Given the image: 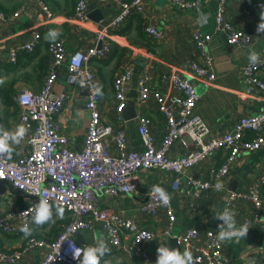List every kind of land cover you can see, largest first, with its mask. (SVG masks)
I'll return each instance as SVG.
<instances>
[{
    "label": "built area",
    "instance_id": "obj_1",
    "mask_svg": "<svg viewBox=\"0 0 264 264\" xmlns=\"http://www.w3.org/2000/svg\"><path fill=\"white\" fill-rule=\"evenodd\" d=\"M37 1L47 18H52L53 14L45 0ZM168 1L193 9L199 8L203 0ZM219 1V8L215 13L216 28L227 32L228 41L232 45L251 44L255 40V33L237 29L228 19L227 0ZM91 3L118 8L112 17L102 20L95 31L100 46H90L84 51L69 55L65 39L60 38L49 43L50 58L41 88L23 89L16 96L20 105V124L27 128L20 153L17 156L11 155V158L7 154H0V179L7 180L14 188L34 197L30 206L23 209L12 208L7 214L0 215V230L17 235L24 223H28L31 228L35 226L32 217L40 197L33 192L37 190L46 193L49 203L53 205V213L56 206H61L70 212L71 218L52 240L29 236L21 248L12 252L5 251L0 240V264H16L23 260L26 254L41 247L46 248V252L40 264H78L73 258L71 247L82 250L85 246L77 240V235L93 228L98 222L102 224L116 249L133 254L139 260L138 264H155L154 257L146 245L150 241L149 237H156L155 232L136 220L101 208L99 196L106 192L130 193L137 190L142 171H171L177 175L165 190L171 196L181 188L183 178L186 177V182L193 191L185 194V200L189 207L195 210L198 204L189 201L190 196L199 198L210 190L224 191L226 178L235 159L243 152L257 151L264 146V110L243 115L234 123L232 130L214 135L206 120L197 113L201 94L196 85L179 72H171L164 74L163 80L178 91V94L173 96H165L162 91L152 87L149 76L140 79L139 100L155 101L157 109L166 118L165 133L157 142L150 119L145 114L139 115V133L144 148L141 151L130 149L121 114L116 116L118 124L107 122L103 117L101 95L95 92L99 87L97 74L91 63L94 58H107L113 53L115 45L112 34L134 14H143L148 0H75L74 22L84 25L91 21L88 15V6ZM253 6L264 10V1L245 0L244 13L249 14ZM19 14L20 10L12 14L0 11V22L13 21ZM147 31L154 39L164 36V32L154 26H149ZM40 38L41 33L35 30L29 42L12 47L9 52L11 61L16 62L20 52H34ZM193 40L202 58L194 60L191 64L194 75L206 87L211 86L217 78L209 53L212 35L196 31L193 33ZM65 61L69 82L87 92L86 106L90 118L84 146L79 151L70 148L68 136L61 131L54 119V116L63 110L67 99L65 93L54 92L58 69ZM263 71L264 59H260L257 64L249 61L244 68L247 86L264 97ZM131 75V69L126 66L114 78L115 98L119 102V108L127 100L126 89ZM250 133L253 135L248 138ZM184 136L189 137L192 149L185 155L171 157L169 152L172 146ZM112 146H115L116 152L112 150ZM222 150H228L227 156L221 165L211 167L209 176L187 174L189 169L215 157ZM218 182L223 185L220 190L216 189ZM263 185L264 171L246 190L231 191L220 212L225 209L234 211L235 202L238 200L249 202L254 209L253 216L237 222V226L247 224L249 232L256 221L264 219ZM143 210L153 217L163 211L168 219L165 233L166 236L171 235L176 221L171 201L168 207L161 206L151 189L146 193ZM178 241L184 250L187 248L192 251L194 260L198 258L199 264H229L223 244L212 229L201 231L195 227L188 228L178 236ZM251 259L264 261V246L258 247L252 253Z\"/></svg>",
    "mask_w": 264,
    "mask_h": 264
},
{
    "label": "crops",
    "instance_id": "obj_2",
    "mask_svg": "<svg viewBox=\"0 0 264 264\" xmlns=\"http://www.w3.org/2000/svg\"><path fill=\"white\" fill-rule=\"evenodd\" d=\"M45 2L53 14L50 19L42 12L37 0H0V11L12 14L20 10L19 16L13 21L0 22V79L4 81L0 83V93L10 96L16 102L19 91L39 90L43 84L50 58L48 44L54 40L45 38L50 29L58 30L60 35L55 39H65L67 52L71 55L77 51H84L90 46H100L95 37V31L100 22L97 23L94 20V17L98 16L99 8L112 9V13L107 18L112 17L118 10L112 5L93 7L89 11L91 21L82 25L73 20L75 0H45ZM219 3V0H203L199 8L188 9L168 0H148L143 14L137 15L139 16L137 18L134 16L129 18L120 29L112 34L115 45L113 53L107 58L92 60V67L97 74V83L103 93L100 102L103 117L107 122L118 124L116 116L118 113L121 114L122 126L125 129L130 149L141 151L144 146L139 133L138 118L126 120L123 115L122 108L127 100H136L137 116L145 114L150 119L157 142L163 138L165 133L166 118L157 109L155 101L153 99L146 102L139 100V81L144 76H149L150 85L162 91L165 96L177 95L178 91L163 80L164 74L179 72L182 76L191 79L201 94L197 113L206 120L214 135L232 130L239 117L264 110V97L256 94L247 86L244 73L245 65L249 62L250 50L257 51L260 59H264V32L259 34L256 32L264 10L253 6L250 13L246 14L243 11L245 0H227V16L230 22L237 29L251 30L255 33V40L251 44L232 45L228 41L227 32L217 29L215 25V13L219 8ZM199 11L209 15L206 25L201 26L198 23ZM138 18H141V21ZM149 26L160 29L164 32V36L161 39H154L147 31ZM35 30L41 33L40 43L36 50L32 53L20 52L16 62H12L10 49L23 42H29ZM196 31L212 35L209 53L214 62L217 78L208 87L199 81L191 67L194 60L202 59L193 40V33ZM126 66L131 69L132 75L127 83V100L119 108V102L115 98L114 78ZM54 92L67 95L63 110L55 115L54 119L58 122L61 131L68 136L70 148L82 150L90 118V112L86 106L87 92L69 82L67 61L63 62L58 69ZM0 108V125L7 130L14 131L20 125L19 113L14 114L12 106L7 113L6 104L2 102H0ZM252 135L250 133L248 138ZM22 144L23 141L19 145H13L15 150L12 156L20 153ZM191 149L189 137L184 136L174 143L169 155L179 157L189 153ZM112 150L117 151L115 146H112ZM227 153L228 150L220 151L215 157L189 169L187 174L209 176L211 167L221 165ZM262 171H264V146L257 151L243 152L232 164L225 181L224 191L210 190L204 192L199 198L190 196L189 201L198 204L195 210L191 209L185 200L187 197L185 194L192 192L193 188L187 184L186 177H184L181 188L171 195L176 221L169 236L178 238L186 229L192 227L199 228L201 231L212 229L218 236V225L221 221L216 219V216L227 203L230 192L246 190ZM176 175L171 171L145 170L140 173L137 190L130 193L106 192L99 196L101 208L136 220L155 232L156 237L160 239L158 246L156 242L149 243L148 241L146 244L154 261L157 259L156 250L160 244H168L166 239L169 236L165 233L168 219L163 211L153 217L143 210L146 193L154 185H159L164 189L169 188ZM33 198L26 192L17 191L10 186L4 185V188L2 186L0 215L7 214L12 208L23 209L30 206ZM234 212L236 222L239 223L252 217L254 209L249 202L238 200L235 202ZM70 218V212L67 209L64 208L62 218L56 215L55 209L53 221L39 227H32L34 231L31 235L25 236L21 231L17 235H10L0 230L2 246L5 251L12 252L21 248L29 236L47 240L55 239L64 223ZM98 236L106 237L111 249L110 253L101 260V264H104L105 260L110 264L139 263L133 254L116 249L111 244L107 232L99 222L83 234L77 235L76 238L86 246L93 244ZM221 242L229 264H253V262L264 264L263 260L253 261L251 259L252 253L258 247L264 246V219L256 221L247 236L238 242L236 240ZM176 247L181 252L184 251L178 240ZM45 252L44 247L36 248L16 264H40Z\"/></svg>",
    "mask_w": 264,
    "mask_h": 264
},
{
    "label": "clouds",
    "instance_id": "obj_3",
    "mask_svg": "<svg viewBox=\"0 0 264 264\" xmlns=\"http://www.w3.org/2000/svg\"><path fill=\"white\" fill-rule=\"evenodd\" d=\"M209 21V15L203 11H199L198 23L203 26ZM257 34L264 32V15H261L260 22L256 28ZM58 30L50 29L46 34L45 38L55 39L59 36ZM248 60L252 64H257L260 62V54L255 50H250L248 55ZM4 81L0 79V83ZM96 94L103 95L100 91V87L95 89ZM27 133V128L20 124L16 127L14 131L5 129L3 125H0V154H7L11 158L14 152L13 145H19L24 139ZM221 183L216 184V189L220 190L222 188ZM152 193L158 197L161 206L168 207L170 205L171 196L170 194L159 185H154L152 187ZM34 195L40 197L39 202L35 205L34 215L32 217V223L39 227L48 222L53 221V205L49 203L47 195L42 190H37L33 192ZM56 215L61 218L64 216V208L61 206H56ZM236 213L232 210L225 209L223 212L217 213L216 219L221 221L218 225V239L220 241H232L237 242L245 238L248 233V225L244 224L237 226L235 219ZM20 231L25 234V236L31 235L34 231L33 228L29 226L28 223H24L20 227ZM152 238L149 237L148 240ZM139 240V238H138ZM73 258L78 261V264H101V260L110 253L111 249L108 246V241L106 237L98 236L95 242L91 245H86L82 250L74 249L71 247ZM157 259L155 264H199V259L193 257L192 251L185 249L181 252L179 249L170 247L168 244H160L157 248ZM104 264H110L109 261L105 260Z\"/></svg>",
    "mask_w": 264,
    "mask_h": 264
},
{
    "label": "water",
    "instance_id": "obj_4",
    "mask_svg": "<svg viewBox=\"0 0 264 264\" xmlns=\"http://www.w3.org/2000/svg\"><path fill=\"white\" fill-rule=\"evenodd\" d=\"M97 6L98 5L96 3H91L88 6V15H90L89 14V11L93 7H97ZM97 12H98V16L94 17V20L97 23H99L102 20L106 19L112 13V9L111 8H99V10ZM122 112H123V115H124V117H125L126 120L136 118L137 117L136 100H127L126 103L124 104L123 108H122ZM4 185L10 186V188H13V189H15L17 191L24 192V191H22V190H20L18 188H14L11 185L10 182H8L7 180H4V179H0V192L2 191V186L4 188ZM233 189H236V188H233ZM177 240H178V238L176 236H169V237H167L166 242L170 246H172L173 248L177 249V247H176ZM152 242H154V243L156 242V244L158 246V243L160 242L159 237H156V238H154V239H152V240L149 241V243H152Z\"/></svg>",
    "mask_w": 264,
    "mask_h": 264
},
{
    "label": "trees",
    "instance_id": "obj_5",
    "mask_svg": "<svg viewBox=\"0 0 264 264\" xmlns=\"http://www.w3.org/2000/svg\"><path fill=\"white\" fill-rule=\"evenodd\" d=\"M137 15H140V14H134L133 16L134 17H139ZM132 16V17H133ZM140 21H141V18H138ZM58 39V38H57ZM57 39H54V40H57ZM52 40V41H54ZM51 42V41H50ZM49 42V43H50ZM49 45V44H48ZM46 73H47V70H46ZM0 102H2L3 104L5 103L6 104V109H7V113L9 112V108L11 110V106L12 108H14V114H17L20 112V107L19 105L17 104V102L12 99L10 96L8 97V95H3V93H0ZM0 112H1V108H0ZM3 112V111H2ZM4 114V113H3ZM262 190L264 192V185L262 186Z\"/></svg>",
    "mask_w": 264,
    "mask_h": 264
}]
</instances>
